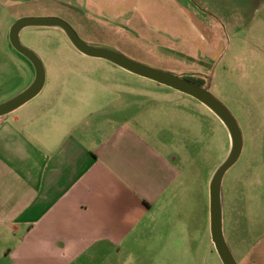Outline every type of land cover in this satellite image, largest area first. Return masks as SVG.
<instances>
[{
  "label": "crops",
  "instance_id": "obj_1",
  "mask_svg": "<svg viewBox=\"0 0 264 264\" xmlns=\"http://www.w3.org/2000/svg\"><path fill=\"white\" fill-rule=\"evenodd\" d=\"M20 1L1 0L6 17L12 20L8 8ZM75 10L92 25L128 26L168 42L200 43L201 59L214 62V50L201 43L203 28L184 0H82ZM9 48L15 52L10 41ZM58 83L60 94L65 84ZM47 85L45 71L40 94L0 118V264L103 263L146 234L162 241L163 225L172 233L167 244L174 240L194 249L204 231L200 171L174 156L168 138L127 124L111 128L104 106L94 99L41 98ZM67 106L70 112L62 114ZM213 176L205 192L209 249ZM222 205L225 236L223 185ZM255 236L240 260L230 249L238 264H264V233Z\"/></svg>",
  "mask_w": 264,
  "mask_h": 264
},
{
  "label": "rangeland",
  "instance_id": "obj_2",
  "mask_svg": "<svg viewBox=\"0 0 264 264\" xmlns=\"http://www.w3.org/2000/svg\"><path fill=\"white\" fill-rule=\"evenodd\" d=\"M184 2L203 28L205 42L201 39V43L214 50L212 63L201 59L202 47L197 42L173 43L128 26L89 24L75 10L82 0L15 2L8 8L12 20L6 17L0 0V103L19 95L33 82L30 63L9 48L11 27L25 18L61 19L93 47L113 50L176 76L200 78L233 114L243 135L242 155L223 179L226 241L240 260L253 235L264 233V0ZM20 41L44 65L48 85L41 98H62L67 103L94 99L102 103L103 113L111 118V128L127 124L143 133L168 138L174 156L191 169H198L204 180V231L194 249L174 240L167 244L172 233L163 225L159 235L162 241H168L155 242L146 234L135 245L124 247L118 256L88 264H222L215 248L207 247L205 212L207 180L225 161L231 147L219 120L190 97L132 76L108 62L81 56L58 31L27 29ZM58 82L65 84L60 94L55 88ZM75 84L80 89H75ZM69 112L68 106L62 110V114Z\"/></svg>",
  "mask_w": 264,
  "mask_h": 264
},
{
  "label": "water",
  "instance_id": "obj_3",
  "mask_svg": "<svg viewBox=\"0 0 264 264\" xmlns=\"http://www.w3.org/2000/svg\"><path fill=\"white\" fill-rule=\"evenodd\" d=\"M26 29H54L61 31L71 46L85 57L103 60L139 78L176 91L190 97L214 114L225 127L230 138V152L217 168L210 183V232L216 253L222 264H238L233 256L223 231L222 185L225 175L237 164L243 152V135L239 124L229 109L215 98L207 88L201 87L187 78L166 73L137 63L113 50L93 47L83 42L73 28L57 18H25L16 21L10 29V45L19 55L30 62L35 70L34 82L13 99L0 104V118L18 110L36 98L45 85V68L41 59L20 41Z\"/></svg>",
  "mask_w": 264,
  "mask_h": 264
},
{
  "label": "trees",
  "instance_id": "obj_4",
  "mask_svg": "<svg viewBox=\"0 0 264 264\" xmlns=\"http://www.w3.org/2000/svg\"><path fill=\"white\" fill-rule=\"evenodd\" d=\"M189 81L206 88L205 82L203 80H201L200 78H195V77H191V78H187Z\"/></svg>",
  "mask_w": 264,
  "mask_h": 264
},
{
  "label": "flooded vegetation",
  "instance_id": "obj_5",
  "mask_svg": "<svg viewBox=\"0 0 264 264\" xmlns=\"http://www.w3.org/2000/svg\"><path fill=\"white\" fill-rule=\"evenodd\" d=\"M21 56V55H20ZM24 58V57H23ZM28 61V60H27ZM29 62V61H28Z\"/></svg>",
  "mask_w": 264,
  "mask_h": 264
}]
</instances>
